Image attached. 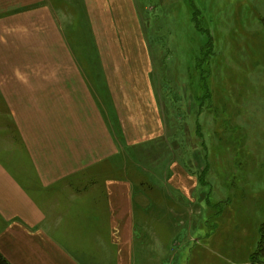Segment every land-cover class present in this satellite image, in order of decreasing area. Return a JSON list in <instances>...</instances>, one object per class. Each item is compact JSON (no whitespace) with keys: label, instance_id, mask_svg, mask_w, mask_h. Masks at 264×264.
I'll return each instance as SVG.
<instances>
[{"label":"rangeland","instance_id":"obj_1","mask_svg":"<svg viewBox=\"0 0 264 264\" xmlns=\"http://www.w3.org/2000/svg\"><path fill=\"white\" fill-rule=\"evenodd\" d=\"M69 3L63 37L80 77L91 95H125L112 73L114 80L139 76L130 67L116 76L119 33L111 21L90 20L85 0ZM136 8L141 24L131 26L142 29L151 60L144 93L159 95L167 128L164 139L128 148L133 158L122 155L117 165L144 179L136 196L139 264H251L264 222V0H136ZM15 42L25 45L18 60L48 55L35 43L26 52ZM107 117L124 139L116 116ZM0 118L10 140L16 133L8 117ZM191 155L198 185L190 196L173 193L167 168L177 157L190 169ZM7 158L28 166L21 149Z\"/></svg>","mask_w":264,"mask_h":264},{"label":"crops","instance_id":"obj_2","mask_svg":"<svg viewBox=\"0 0 264 264\" xmlns=\"http://www.w3.org/2000/svg\"><path fill=\"white\" fill-rule=\"evenodd\" d=\"M85 1L90 20L111 21L119 33L111 60L116 76L120 67L138 68L139 78L124 81L112 73L111 83L124 84L125 95H91L80 77L63 37L69 0H0V116L16 133L7 139V125L0 124V252L11 264L140 261L136 196L144 179L117 165L122 155L133 158L128 148L164 139V111L159 95L144 93L151 60L142 29L131 26L140 18L136 0ZM91 28L96 38L97 26ZM15 40L26 44V52L35 43L48 55L32 60L29 52L18 60L25 45L18 49ZM113 115L122 140L108 120ZM18 149L28 166L7 158ZM173 159L165 186L190 196L198 185L197 159L190 156V169L183 158Z\"/></svg>","mask_w":264,"mask_h":264},{"label":"trees","instance_id":"obj_3","mask_svg":"<svg viewBox=\"0 0 264 264\" xmlns=\"http://www.w3.org/2000/svg\"><path fill=\"white\" fill-rule=\"evenodd\" d=\"M260 241L258 249L251 257V264H264V222L260 226ZM0 264H11L8 259L0 252Z\"/></svg>","mask_w":264,"mask_h":264}]
</instances>
